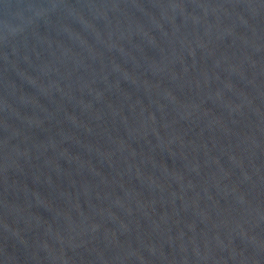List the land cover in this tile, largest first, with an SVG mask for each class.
Returning a JSON list of instances; mask_svg holds the SVG:
<instances>
[{"label":"water","instance_id":"1","mask_svg":"<svg viewBox=\"0 0 264 264\" xmlns=\"http://www.w3.org/2000/svg\"><path fill=\"white\" fill-rule=\"evenodd\" d=\"M0 264H264V0H0Z\"/></svg>","mask_w":264,"mask_h":264}]
</instances>
